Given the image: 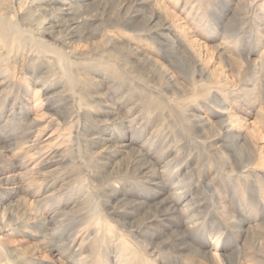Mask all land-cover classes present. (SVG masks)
I'll return each mask as SVG.
<instances>
[{
  "label": "rangeland",
  "instance_id": "obj_1",
  "mask_svg": "<svg viewBox=\"0 0 264 264\" xmlns=\"http://www.w3.org/2000/svg\"><path fill=\"white\" fill-rule=\"evenodd\" d=\"M0 30V264H264V0H0Z\"/></svg>",
  "mask_w": 264,
  "mask_h": 264
},
{
  "label": "bare ground",
  "instance_id": "obj_2",
  "mask_svg": "<svg viewBox=\"0 0 264 264\" xmlns=\"http://www.w3.org/2000/svg\"><path fill=\"white\" fill-rule=\"evenodd\" d=\"M70 4V3H69ZM69 4H65V5H61L59 6V10L60 13L63 14L64 19L62 20L63 22L61 23V25L64 27L65 31H67V34L69 37H74L76 36V28L79 26L80 23V16L79 14H77L74 10V7L72 5ZM154 26L156 27V29H158L161 34H164L162 32L163 28H169V25L166 24V22H156L154 21ZM61 26V27H62ZM52 27V26H51ZM0 33H2V31L0 30ZM140 167L139 170L142 171V174H146L147 172V166L146 165H142L138 166Z\"/></svg>",
  "mask_w": 264,
  "mask_h": 264
}]
</instances>
